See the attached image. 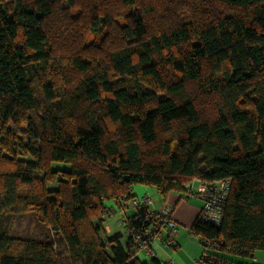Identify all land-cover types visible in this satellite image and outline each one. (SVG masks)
<instances>
[{
	"label": "trees",
	"instance_id": "trees-1",
	"mask_svg": "<svg viewBox=\"0 0 264 264\" xmlns=\"http://www.w3.org/2000/svg\"><path fill=\"white\" fill-rule=\"evenodd\" d=\"M226 178L192 226L208 264L264 251V0H0L1 221L33 213L70 264H160L104 233L105 200ZM0 264L61 261L0 228Z\"/></svg>",
	"mask_w": 264,
	"mask_h": 264
},
{
	"label": "built area",
	"instance_id": "built-area-1",
	"mask_svg": "<svg viewBox=\"0 0 264 264\" xmlns=\"http://www.w3.org/2000/svg\"><path fill=\"white\" fill-rule=\"evenodd\" d=\"M231 179L208 182L193 179L186 184L185 195H194L202 199L203 206L198 218L213 224H220L224 215L225 203L230 194ZM132 215H123L118 219L124 227V238L131 249V260L138 257L140 251L152 259L157 258L154 244L160 242L168 249H176L178 225L173 218V207L168 203H161L154 207L153 196L144 193L135 196L129 202ZM108 213L101 216L107 219ZM202 242V241H201ZM203 252L198 259L199 264H208L211 257L209 243H202Z\"/></svg>",
	"mask_w": 264,
	"mask_h": 264
},
{
	"label": "crops",
	"instance_id": "crops-1",
	"mask_svg": "<svg viewBox=\"0 0 264 264\" xmlns=\"http://www.w3.org/2000/svg\"><path fill=\"white\" fill-rule=\"evenodd\" d=\"M153 187L154 186L150 187L136 184L132 188V194L134 196H139L144 193L152 194L155 208L161 203H168L171 205L173 207V218L178 225V233L176 236L178 247L176 249H168L162 246L160 242H156L154 246L157 259L160 264H199L198 259L203 252V245L201 238L192 233V226L199 217L203 206L202 199L194 195L186 196L185 194L176 192H169L164 196L156 187H154L156 190L155 192ZM129 202L125 204L124 201H121L120 203L114 198L105 200V207L109 211L107 219L103 222L105 234L111 235L116 232H124L125 229L119 224L118 219L123 215H132ZM144 253L143 259L138 253L139 260L142 262H150L151 258L148 257L146 252ZM226 257L228 263L225 264H252V260L247 257L241 258L234 255H227Z\"/></svg>",
	"mask_w": 264,
	"mask_h": 264
},
{
	"label": "rangeland",
	"instance_id": "rangeland-1",
	"mask_svg": "<svg viewBox=\"0 0 264 264\" xmlns=\"http://www.w3.org/2000/svg\"><path fill=\"white\" fill-rule=\"evenodd\" d=\"M76 13L77 12H75L74 14ZM52 187H56V184H53ZM153 189L155 190L154 187ZM100 219L103 224L105 219H102L101 217ZM0 228L5 229L10 236L20 237L24 239L43 240L45 238L52 237L56 242L61 264H70L65 245L61 240H59V238L52 236L49 229L41 224L33 213L8 216L3 221H1L0 219ZM144 254V251L139 252V255L142 259L144 258ZM247 258H250V260H252V264H264V251H257L254 257Z\"/></svg>",
	"mask_w": 264,
	"mask_h": 264
}]
</instances>
